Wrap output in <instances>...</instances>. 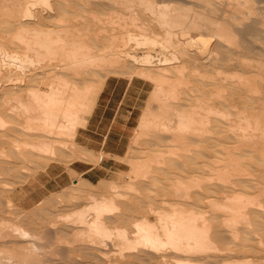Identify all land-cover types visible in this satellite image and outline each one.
<instances>
[{
    "label": "bare ground",
    "instance_id": "obj_1",
    "mask_svg": "<svg viewBox=\"0 0 264 264\" xmlns=\"http://www.w3.org/2000/svg\"><path fill=\"white\" fill-rule=\"evenodd\" d=\"M118 71L152 85L131 142L144 149L126 185H80L66 205H84L52 227L103 258L264 264V0H0V180L67 150L89 161L76 132Z\"/></svg>",
    "mask_w": 264,
    "mask_h": 264
},
{
    "label": "rangeland",
    "instance_id": "obj_2",
    "mask_svg": "<svg viewBox=\"0 0 264 264\" xmlns=\"http://www.w3.org/2000/svg\"><path fill=\"white\" fill-rule=\"evenodd\" d=\"M120 72L121 71H118L117 73L109 74L107 76L104 74L103 78L105 79L104 82L110 79V82H117V84L122 87L125 86L128 81L132 80L135 87L129 93L128 101L125 103V106H127L126 109L130 112L132 111L130 119H118L119 123L116 124L117 129L113 130V133H115L116 135H121L122 138L108 140L104 150L101 151L99 150V148L103 140L93 139V141H91L90 143V141L83 140L81 138V132L83 127H85V124L83 127H81L82 129L78 130V134L74 139L75 143L87 150V153L90 154L89 161L85 162H87L91 166H96L97 169H99V167H105L106 169L108 167L114 168L112 170L107 169L106 173L99 176L100 179L94 178L92 179V181L87 180V182L85 181L86 179L84 177H80L79 175L73 173V167L77 169H81L82 167L79 166L80 163H77L73 160V157L70 154V150H67L63 152V155L61 153V156L59 155L60 158H58L57 160L47 162L46 166L42 167L40 166L41 164H30L26 166V168L25 166L19 167L20 169H17V172H11L8 175L4 176L0 180V231H2L3 228L7 225L16 224L22 230H24L29 235V237L35 236V238L37 239H30L29 237L24 239L16 237V239H8L0 236V264H153V262L154 264H157L155 263L156 260H153L155 258H152L150 255V257H147V255L145 256L142 252L132 254L124 253L123 256L125 258H123V256L122 259L121 257H119L120 260L118 258L115 259L116 256H113L114 253L111 256V253L109 252L110 254L107 257H109L110 259L107 257H104L106 258L104 259L103 257H101V255L104 254V250H100L99 248L89 249L91 248L89 246H81L80 249L79 245L73 242L74 237H72L70 228H65V230H63L64 232H57L58 230H55L52 227L53 224H58V226L61 224L60 226H63L64 222H62V218L64 216L71 215V213L75 211L74 209H78L84 205V203L81 204L80 202L77 207H72L73 205L69 206L70 204L68 202L71 197V194L74 192L73 190H75L77 187H80V185L82 188L84 187V191H86L87 193L92 192L94 196L96 194V196H99V198L105 195L107 196L109 193L110 195H113V191H110V189L106 187L108 185H114L117 187V189L118 186L123 187V185H126L125 182H127V177L130 175V162L134 161L135 157L140 154L143 148L136 147L135 149L133 147L135 151L134 152L131 145H133V136H136L137 126L139 125L141 120L140 114H143L145 112L144 108L145 110L147 108L148 99L152 90V85L143 78H140L136 75ZM117 91H119V88L117 89ZM119 98V93L116 92V95L113 99L119 100ZM123 128L125 129L123 130ZM107 130L108 125L105 124H100L97 127V131L99 133L106 132ZM87 133L88 132H86V134ZM98 143L99 145H97ZM92 145L97 146L95 147L97 149H93V151L89 150L93 147ZM110 151H116L120 157L117 158L116 156L114 157L109 155L108 152ZM99 156L104 157V160L107 159L104 162V166L100 165L99 162L97 163V159L99 158ZM92 157L93 159H91ZM50 164H53L51 166L52 168L50 169L51 175L47 176L45 170ZM54 164H62L63 166L58 167ZM39 167L42 168L40 169ZM63 171H65V173L61 175ZM155 185L156 187L154 189L157 188V191L158 189L160 190L159 187L162 186V183L156 182ZM157 185H159V187ZM122 189L123 188H121L120 191H115L122 194H124L125 192L126 195L124 196L127 197H123L122 199H120L121 201H118L117 203L120 202L121 207H126L125 200L126 202L129 201L126 198H131V196H128L131 191ZM154 189L152 190V193H156ZM63 201L65 203H60ZM130 201L134 202V200L132 199ZM128 231H130V229ZM27 243L28 246L29 244L34 245V248L29 250L27 253L29 257L15 258L12 260L7 259L9 258L10 252L13 251V249L15 248L14 246L17 247L19 245H26ZM75 247H78L79 250H75ZM110 247L113 246L110 245L109 248ZM85 248H88L89 250ZM114 248H111L114 249L113 251L111 249L109 251L117 252L116 247ZM101 252L102 254H100ZM107 253L108 250L105 251V255ZM97 254L99 255L97 256ZM125 254L131 256L126 257ZM115 255H117L118 257V252ZM238 257V255L237 257L234 256V258H231V260L240 261L242 258L238 259ZM145 258H148L147 261ZM255 258L257 259L258 255H256V257H252L251 260L255 261ZM220 262L223 263L222 261ZM219 263L217 262V264Z\"/></svg>",
    "mask_w": 264,
    "mask_h": 264
},
{
    "label": "crops",
    "instance_id": "obj_3",
    "mask_svg": "<svg viewBox=\"0 0 264 264\" xmlns=\"http://www.w3.org/2000/svg\"><path fill=\"white\" fill-rule=\"evenodd\" d=\"M118 88H119V91H117ZM134 88L135 87H134L132 80L128 81V83L123 87L117 84V82L116 83L110 82V79L106 80L103 83L101 92H99L95 100V103H94L95 106H93V109L91 110L90 114L86 118L87 120H86L85 127H83V129L80 128L82 129L81 138L83 140L90 141V143L91 141H93V139L103 140L99 148V150L101 151L104 150L105 145L108 140L121 139L122 136L116 135L115 133H113V130L117 129L116 124L119 123L118 119H130V116L132 115V111L130 112L129 110L126 109L127 106H125V103L128 101L129 93ZM116 92L119 93V97H120L119 100L113 99L116 95ZM100 124L108 125V130L106 132L99 133L97 131V127ZM124 129L125 128H123V130ZM78 130L76 134H78ZM86 132H88L89 134L88 133L86 134ZM97 145H99V143ZM92 146L93 147L89 150L93 151V149L95 150L97 149L95 148L97 146H94V145ZM108 153L111 156H114V157L116 156L117 158L120 157L116 151H110ZM105 160H104V157L99 156V158L97 159V163L99 162L100 165L104 166ZM75 162L80 163L79 166L82 168L77 169L73 167L72 168L73 173L79 175L80 177H84L86 179L85 181L87 180L92 181V179L94 178L100 179L99 176L106 173L107 169L112 170L114 168V167H108L106 169L105 167H99V169H97L96 166H91L85 161H75ZM52 165L50 164L49 167H47V169L45 170V173H47V176L51 175L50 169L52 168L51 167ZM54 165L58 167L63 166L62 164H54ZM64 173L65 171H63L61 175H63Z\"/></svg>",
    "mask_w": 264,
    "mask_h": 264
}]
</instances>
